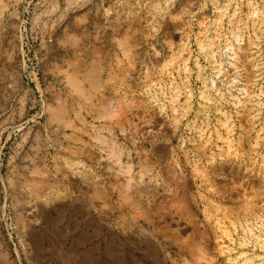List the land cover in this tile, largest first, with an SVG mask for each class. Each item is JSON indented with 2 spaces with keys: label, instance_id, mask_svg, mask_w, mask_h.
<instances>
[{
  "label": "rangeland",
  "instance_id": "obj_1",
  "mask_svg": "<svg viewBox=\"0 0 264 264\" xmlns=\"http://www.w3.org/2000/svg\"><path fill=\"white\" fill-rule=\"evenodd\" d=\"M0 264H264V0H0Z\"/></svg>",
  "mask_w": 264,
  "mask_h": 264
},
{
  "label": "bare ground",
  "instance_id": "obj_2",
  "mask_svg": "<svg viewBox=\"0 0 264 264\" xmlns=\"http://www.w3.org/2000/svg\"><path fill=\"white\" fill-rule=\"evenodd\" d=\"M104 17H105V16H104ZM82 18H83V17H82ZM79 20H83V19H79ZM91 21H92V20H91ZM121 21H122V20H121ZM130 22H131V21H130ZM69 23H70V22H69ZM93 25H94V24H93ZM93 25H91V26H93ZM128 27H129V25H128ZM83 28H85V27H83ZM83 28H82V29H83ZM80 29H81V28H80ZM82 29H81V30H82ZM110 29H111V28H110ZM114 29H115V28H114ZM83 30H85V29H83ZM83 30H82V31H83ZM79 32H80V31H79ZM116 33H117V32H116ZM59 36H60V35H59ZM84 36H85V35H84ZM75 37H76V36H75ZM92 37H93V36H92ZM123 37H124V36H123ZM110 38H111V37H110ZM56 42H57V41H56ZM73 42H74V41H73ZM105 42H106V41H105ZM90 43H91V42H90ZM86 44H87V43H86ZM88 44H89V43H88ZM73 45H74V44H73ZM71 46H72V45H71ZM120 46H121V44H120ZM125 46H126V45H125ZM108 47H109V46H108ZM79 48L81 49V48H83V47H79ZM79 48L77 49L78 51H79ZM87 49H88V48H87ZM112 49H113V48H112ZM96 50H97V49H96ZM126 50H128V49H126ZM78 51H77V52H78ZM80 51L83 52V49H81ZM80 51H79V52H80ZM91 51H92V50H91ZM113 51H114V50H113ZM113 51H112V52H113ZM120 51H121V50H120ZM74 52H75V51H74ZM79 52H78V53H79ZM123 52H125V51H123ZM89 53H90V52H89ZM92 53H93V52H92ZM113 53H114V52H113ZM52 54H53V53H52ZM84 54H85V55L87 54V51H86V50L84 51ZM84 54L79 53V54H78V55H79L78 57H80V55H84ZM94 54H95V52H94ZM100 54H101V53H100ZM76 55H77V54H76ZM64 56H65V55H64ZM89 56H90V55H89ZM135 56H136V55H135ZM82 57H83V56H82ZM91 57H92V56H91ZM124 57H125V56H124ZM76 58H77V57H76ZM95 58H96V57H95ZM101 59H102V58H101ZM60 60L62 61V58H61ZM65 60H66V59H65ZM74 60H76L77 62H75V61H74L75 63H74L73 61H71L72 63L69 62V63H70L69 65H71L70 67H73V69H75L74 67H77V68L79 67V68H81V69L83 68V69L86 70V68H87V63H88V61H87L86 59H83V58H82V61H78V60H81L80 58H79V59H74ZM129 60H130V59H129ZM58 61H59V60H58ZM69 61H70V60H69ZM95 61H96V60H95ZM122 61H123V60H122ZM66 62H68V60L65 61V63H66ZM93 62H94V61H93ZM98 62H99V61H98ZM62 63H63V62H62ZM58 64H59V63H58ZM69 65H68V66H69ZM89 65H90V64H89ZM129 65H131V64H129ZM59 67H60V66H59ZM92 67H94V65H93ZM92 67H91V68H92ZM77 68H76V69H77ZM79 68H78V69H79ZM111 68H112V67H111ZM117 68H118V67H117ZM117 68H116V69H117ZM128 68H129V67H128ZM93 69H94V68L90 69V71H91V70L94 71ZM79 70H80V69H79ZM87 70H88V69H87ZM87 70H86V71H87ZM111 70H112V69H111ZM121 70H122V69H121ZM62 71H63V70H62ZM64 71H66V69H65ZM90 71H89V72H90ZM60 72H61V69H60ZM66 72H67V71H66ZM74 72H76V71H74ZM82 72H83V71H82ZM94 72H95V71H94ZM94 72H93V73H94ZM98 72H99V71H98ZM98 72H97V73H98ZM55 74H56V73H55ZM75 74H76V73H73V72H72V73H71V72H67V75L70 77L71 84H73L74 87L79 86V85H77V84H78V83H77V78H78V77H77ZM86 74H87V73H86ZM107 74H108V73H106V75H107ZM115 74H116V73H115ZM57 75H58V74H57ZM59 75H60V74H59ZM64 75H65V74H64ZM67 75H66V76H67ZM128 75H129V74H128ZM76 77H77V78H76ZM106 77H107V76H106ZM119 77H120V76H119ZM84 78H86L87 81L90 80L88 74L85 75ZM96 78H97V77H96ZM122 78H123V77H122ZM61 79H62V78H61ZM81 79H82V78H81ZM65 80H66V79H65ZM84 80H85V79H84ZM92 80H93V78H92ZM113 80H114V79H113ZM61 81H62V80H61ZM79 81H80V80H79ZM79 81H78V82H79ZM80 82H81V81H80ZM93 82H94V81H93ZM95 82H96V81H95ZM106 82H107V81H106ZM68 83H70V82L68 81ZM82 83H83V82H82ZM103 83H105V82H103ZM95 84L97 85V83H95ZM104 85H105V84H104ZM70 86H71V85H70ZM94 86H95V85H94ZM97 87H98V86H97ZM76 88H77V87H76ZM71 89H73V86L71 87ZM79 89H80V88H78V90H79ZM99 89H100V88H99ZM99 89H98V92H99ZM73 90H74V89H73ZM82 90H84V89H82ZM82 90H81V91H82ZM81 91H80V92H81ZM87 91H88V90H87ZM80 92H78V93H79V96H83V97H84V95H82V94L80 95ZM83 92H84V91H83ZM83 92H82V93H83ZM96 92H97V91H96ZM63 93H64V92H63ZM73 93H76V92H73ZM84 93H85V92H84ZM86 93H88V92H86ZM94 95H95V94H94ZM59 96H60V95H59ZM88 96L90 97L89 93H88ZM69 97H70V96H69ZM89 97H88V98H89ZM92 97H93V96H92ZM92 97H91V98H92ZM59 99H60V98H59ZM59 99H58V100H59ZM65 99H66V98H65ZM84 99L87 100V98H84ZM89 99H90V98H89ZM55 100H56V99H55ZM60 100H61V99H60ZM56 101H57V100H56ZM61 103H62V102H61ZM63 107H64V106H63ZM63 107H62V108H63ZM60 108H61V105H60V107H58V109H60ZM45 109H46V108H45ZM49 109H50V108H49ZM66 109H67V108H66ZM66 109H65V108L60 109V110L57 112V114L55 113L54 116H52V115H51V116H52V117H56L55 120L57 119L56 121H58V119L61 117L62 113H65V112L67 111ZM50 110H51V109H50ZM65 110H66V111H65ZM111 110H112V109H111ZM62 111H65V112H62ZM107 112H108V111H107ZM112 112H113V110H112ZM112 112H111V113H112ZM113 113H115V111H114ZM109 115H111V114L109 113ZM63 116H64V115H62V118L64 119ZM101 116H102V115H101ZM58 117H59V118H58ZM62 118H61V121H63ZM59 121H60V120H59ZM61 121H60L59 123H61ZM67 122H68V121H67ZM57 124H58V123H57ZM58 125H59V124H58ZM66 125H67V124H66ZM68 125H69V124H68ZM36 152H37V151H36ZM35 154H36V153H35ZM35 154H34V155H35ZM130 169H131V167L128 168V172L130 171ZM42 175H43V173H42ZM37 176H39V175H37ZM40 176H41V175H40ZM43 176L46 177L45 175H43ZM41 178H42V177H41ZM43 179H44V178H43ZM45 180H46V179H45ZM41 182H42V181H41ZM45 182H46V181H45ZM42 183H43V182H42ZM31 184H32V183H31ZM39 184H40V183H38V185H39ZM38 185H37V188L39 187ZM40 186L42 187V184H41ZM43 186H44V185H43ZM37 188H36V189H37ZM38 189H39V188H38ZM38 189H37V190H38ZM12 190H13V189H12ZM33 190H34V189H33ZM33 190H32V191H33ZM13 191H14V190H13ZM36 193H37V192H36ZM37 194H39V193H37ZM38 196H39V195H38Z\"/></svg>",
  "mask_w": 264,
  "mask_h": 264
}]
</instances>
